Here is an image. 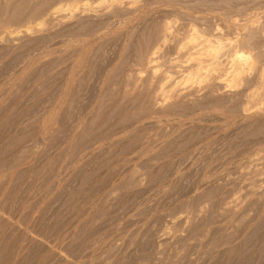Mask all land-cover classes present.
Instances as JSON below:
<instances>
[{"label":"rangeland","instance_id":"374dc122","mask_svg":"<svg viewBox=\"0 0 264 264\" xmlns=\"http://www.w3.org/2000/svg\"><path fill=\"white\" fill-rule=\"evenodd\" d=\"M263 74L264 0H0V264H264Z\"/></svg>","mask_w":264,"mask_h":264},{"label":"bare ground","instance_id":"6f19581e","mask_svg":"<svg viewBox=\"0 0 264 264\" xmlns=\"http://www.w3.org/2000/svg\"><path fill=\"white\" fill-rule=\"evenodd\" d=\"M64 11H66V10H64ZM219 43H221V41L219 42ZM219 43H217V47H214L213 48V51L215 52L216 51V54H219L220 53V51L223 49V47L225 46H221V44H219ZM211 49H212V47H211ZM212 51V52H213ZM156 53H157V51L156 50H154L153 51V53L151 54V56H155L156 55ZM218 56H216L215 57V59H216V61L211 65L212 66V69L210 68V69H208V70H206L207 68H202L201 66H199L198 67V65H197V67H198V69L196 70V74H195V76H193V78H196V80L198 81V82H203V80H202V78H203V76L205 75L204 73H203V71L204 70H206V72L205 73H209V70L211 71V70H213V72L215 71H220V70H222V67H223V65H221V63H220V60H219V57L217 58ZM221 59V58H220ZM248 59V57H246V54H244L243 52L241 53V52H236L235 53V58H233V63L235 64L236 62H237V60H247ZM154 57H151L150 59H149V62H148V64H153L154 63ZM244 61H242V62H244ZM223 62V61H222ZM228 62V61H227ZM239 62V61H238ZM237 62V63H238ZM237 63L235 64L236 66H238L237 65ZM233 64V66H231L230 68H233L234 67V69H235V65ZM239 64V63H238ZM228 65V64H227ZM231 65V64H230ZM222 66V67H221ZM245 66V65H244ZM239 67V66H238ZM242 67V66H241ZM236 70V69H235ZM244 70V69H243ZM224 71V70H223ZM237 71V70H236ZM236 71H235V73H236ZM227 72V71H226ZM232 72H234V70L232 71ZM231 73V72H230ZM219 74V73H218ZM239 74H240V72H239ZM217 76V75H216ZM263 77V81H262V83H261V87H260V89L259 90H263L264 91V74L262 75ZM222 77V76H221ZM235 78L237 77L236 75L234 76ZM220 78V77H219ZM191 79V78H190ZM209 79V78H208ZM221 79V78H220ZM234 79V78H233ZM237 79V78H236ZM189 81V79H188V77L187 76H185L184 74H182V81H180V82H177V83H175V88H177L179 85H182V84H184V85H186L185 83H187ZM169 82V81H168ZM166 83L167 82H165L164 81V83H162V87H164L165 85H166ZM168 84V83H167ZM172 89H174V87H172ZM178 89V88H177ZM174 91V90H173ZM177 91V90H176ZM255 91H257V90H255ZM178 92V91H177ZM179 92H180V90H179ZM262 93V92H261ZM258 95V94H257Z\"/></svg>","mask_w":264,"mask_h":264}]
</instances>
